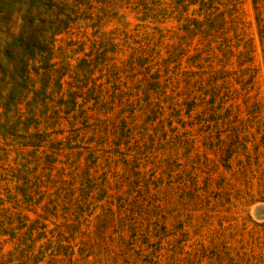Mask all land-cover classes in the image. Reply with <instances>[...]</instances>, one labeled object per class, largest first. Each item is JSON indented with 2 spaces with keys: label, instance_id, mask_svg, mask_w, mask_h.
Returning <instances> with one entry per match:
<instances>
[{
  "label": "rangeland",
  "instance_id": "1",
  "mask_svg": "<svg viewBox=\"0 0 264 264\" xmlns=\"http://www.w3.org/2000/svg\"><path fill=\"white\" fill-rule=\"evenodd\" d=\"M42 10L66 105L30 168L0 150V264H264V0Z\"/></svg>",
  "mask_w": 264,
  "mask_h": 264
},
{
  "label": "trees",
  "instance_id": "2",
  "mask_svg": "<svg viewBox=\"0 0 264 264\" xmlns=\"http://www.w3.org/2000/svg\"><path fill=\"white\" fill-rule=\"evenodd\" d=\"M49 1L19 0L16 10H0V150L14 153L25 169L31 167L29 153L43 152L50 143L53 120H60L66 105L54 46L71 21L42 10ZM4 229L0 223V240Z\"/></svg>",
  "mask_w": 264,
  "mask_h": 264
}]
</instances>
